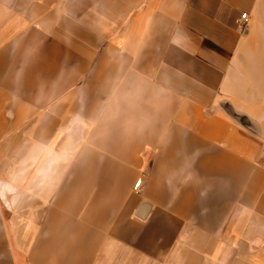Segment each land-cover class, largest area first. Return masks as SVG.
<instances>
[{
  "label": "crops",
  "instance_id": "1",
  "mask_svg": "<svg viewBox=\"0 0 264 264\" xmlns=\"http://www.w3.org/2000/svg\"><path fill=\"white\" fill-rule=\"evenodd\" d=\"M0 264H264V0H0Z\"/></svg>",
  "mask_w": 264,
  "mask_h": 264
},
{
  "label": "water",
  "instance_id": "2",
  "mask_svg": "<svg viewBox=\"0 0 264 264\" xmlns=\"http://www.w3.org/2000/svg\"><path fill=\"white\" fill-rule=\"evenodd\" d=\"M224 110L226 111V113L233 118L237 123H239L240 125H242L243 127H245L246 129H248L249 131H251L252 133H256L257 132V128L256 126L251 123L245 116L243 115H239L236 114L233 109L228 106V105H224ZM149 206L148 205H144L141 213L143 215L140 216V218H144V215L146 214V212L148 211Z\"/></svg>",
  "mask_w": 264,
  "mask_h": 264
},
{
  "label": "built area",
  "instance_id": "3",
  "mask_svg": "<svg viewBox=\"0 0 264 264\" xmlns=\"http://www.w3.org/2000/svg\"><path fill=\"white\" fill-rule=\"evenodd\" d=\"M248 15L246 13L242 14L241 22L246 23ZM144 188L143 179H140L133 188L134 193H140Z\"/></svg>",
  "mask_w": 264,
  "mask_h": 264
}]
</instances>
